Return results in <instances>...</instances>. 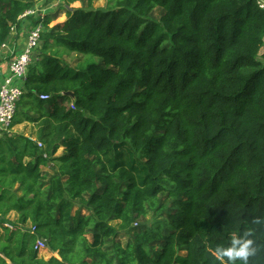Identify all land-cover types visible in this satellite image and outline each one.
Instances as JSON below:
<instances>
[{
  "label": "trees",
  "instance_id": "obj_1",
  "mask_svg": "<svg viewBox=\"0 0 264 264\" xmlns=\"http://www.w3.org/2000/svg\"><path fill=\"white\" fill-rule=\"evenodd\" d=\"M36 1L0 0V48ZM61 10L63 23L44 17L13 122L33 123L37 141L0 136V219L17 215L0 231V264H222L214 249L234 234L264 264L257 0Z\"/></svg>",
  "mask_w": 264,
  "mask_h": 264
},
{
  "label": "built area",
  "instance_id": "obj_2",
  "mask_svg": "<svg viewBox=\"0 0 264 264\" xmlns=\"http://www.w3.org/2000/svg\"><path fill=\"white\" fill-rule=\"evenodd\" d=\"M257 5L260 10L264 11V0H257ZM27 17L34 18L35 24L30 28L27 34L22 51L12 56L8 64L9 76L5 78L0 85V136L4 134L8 135L12 130L17 106L23 96V83L26 78L28 67L35 59L41 47V35L44 31L42 24L44 16L34 5L31 9L24 12L19 19ZM14 81L19 82V85H16ZM39 98L40 100H48L49 96L41 95ZM38 147L42 148L41 143H38ZM16 227L17 226H15L13 222L6 220V218L0 219V231L3 229L11 231ZM18 227L31 234L35 231V228L30 224L18 225ZM34 250L39 253H41L42 250L47 251L46 242L41 238H37Z\"/></svg>",
  "mask_w": 264,
  "mask_h": 264
},
{
  "label": "crops",
  "instance_id": "obj_3",
  "mask_svg": "<svg viewBox=\"0 0 264 264\" xmlns=\"http://www.w3.org/2000/svg\"><path fill=\"white\" fill-rule=\"evenodd\" d=\"M78 4L79 2H75L70 6L73 8H78L75 7ZM35 6L44 17L57 13V18L51 20L49 27H53L56 24L63 23L66 20L64 10H61L65 7V0H37ZM34 24V18L32 17L19 19L18 23L12 28L8 39L0 48V85L2 84L3 80L9 76L8 64L12 56L17 55L22 51L26 42L27 34ZM15 82L17 81H14V83ZM8 135H22L24 137L30 138L33 141H37L36 126L33 123L26 121L13 124L12 130ZM60 154L61 150H59L57 155ZM16 218L17 215L11 212L6 217V220L14 223L16 221ZM53 256L57 257L56 255ZM49 257H51V255Z\"/></svg>",
  "mask_w": 264,
  "mask_h": 264
},
{
  "label": "clouds",
  "instance_id": "obj_4",
  "mask_svg": "<svg viewBox=\"0 0 264 264\" xmlns=\"http://www.w3.org/2000/svg\"><path fill=\"white\" fill-rule=\"evenodd\" d=\"M257 251L258 246L253 239L236 234L230 237L227 246L214 249L216 258L222 264H249L250 258L256 256Z\"/></svg>",
  "mask_w": 264,
  "mask_h": 264
},
{
  "label": "rangeland",
  "instance_id": "obj_5",
  "mask_svg": "<svg viewBox=\"0 0 264 264\" xmlns=\"http://www.w3.org/2000/svg\"><path fill=\"white\" fill-rule=\"evenodd\" d=\"M79 6H81V5L78 4V5L75 6V7H79ZM104 6H105V0H93V9H103ZM69 8H73V7L69 6ZM154 17H155V18L158 17V13H157V12H155ZM263 52H264V45H263V47L261 48L259 55H261ZM65 61H66L67 64H69L70 66H75L76 63H77V61H78V56L72 54V55L69 56V57H65ZM15 84H16V85H19V82H15ZM53 102L56 103L57 101L54 100ZM149 217H150V216H148L147 218H149ZM161 219H162V218H161ZM119 239H120V241H121L122 243H125L126 237H124L123 235H120V236H119ZM41 252H42V253L39 254V255H40L41 257L45 258V259H48L49 256L51 255L48 251H44V250H42ZM43 253H44V254H43Z\"/></svg>",
  "mask_w": 264,
  "mask_h": 264
},
{
  "label": "water",
  "instance_id": "obj_6",
  "mask_svg": "<svg viewBox=\"0 0 264 264\" xmlns=\"http://www.w3.org/2000/svg\"><path fill=\"white\" fill-rule=\"evenodd\" d=\"M67 95L73 96L71 92H68Z\"/></svg>",
  "mask_w": 264,
  "mask_h": 264
}]
</instances>
